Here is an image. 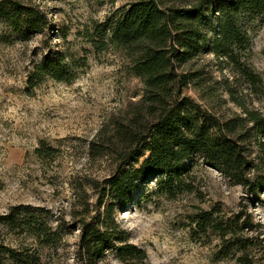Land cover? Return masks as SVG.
I'll return each mask as SVG.
<instances>
[{"label": "rangeland", "instance_id": "rangeland-1", "mask_svg": "<svg viewBox=\"0 0 264 264\" xmlns=\"http://www.w3.org/2000/svg\"><path fill=\"white\" fill-rule=\"evenodd\" d=\"M21 1L47 13L52 30L21 40L0 21V215L18 206L44 209L62 240L56 248H44L18 233L3 230L2 236L13 248L35 252L41 264H124L113 251L96 262L83 255L79 225L103 210L102 197L120 174L118 156L99 155L92 145L105 146L112 122L128 118L145 93L129 72L125 52L113 47L101 52L91 35L97 24L140 0ZM250 39L243 63L257 84L212 54L179 71L194 74L184 95L222 121L245 118L246 111L264 116L263 23L251 25ZM48 57H65L75 79L41 78L37 67ZM253 152L264 176V149ZM191 182L195 190L175 198L155 196L154 181L143 190L142 201L136 194L129 202H117V223L128 243L147 254L144 262L128 264H264V191L252 195L201 161ZM207 212L218 223L247 222L244 235L255 246L245 263L222 259L219 236L194 223Z\"/></svg>", "mask_w": 264, "mask_h": 264}, {"label": "trees", "instance_id": "trees-1", "mask_svg": "<svg viewBox=\"0 0 264 264\" xmlns=\"http://www.w3.org/2000/svg\"><path fill=\"white\" fill-rule=\"evenodd\" d=\"M0 21L21 40L52 30L47 13L21 0H0ZM255 22L264 24V0H140L97 24L91 35L94 47L124 51L131 62L129 72L142 82L145 93L128 118L112 122V137L105 146L92 145L99 155L118 156L120 174L102 197L103 210L79 225L80 252L91 261L113 251L124 264L144 262L147 254L128 243L117 223V202H129L136 194L142 201L143 190L154 181L155 196L192 193L196 162L252 195L264 191V176L253 160V148L264 149V116L246 111L245 118L220 120L184 95L194 74L179 73L188 63L212 54L257 84L258 78L243 63ZM73 70L65 57H48L37 67L41 78L62 83L75 79ZM38 153L46 155L47 150ZM135 162L140 164L131 167ZM194 223L202 232L219 236L222 259L245 263L255 246L245 237L249 227L245 221L240 224L241 219L218 223L207 212L197 215ZM3 230L31 237L44 248H56L62 240L60 231L49 225L47 211L13 207L0 215V264H41L35 252L7 244Z\"/></svg>", "mask_w": 264, "mask_h": 264}]
</instances>
